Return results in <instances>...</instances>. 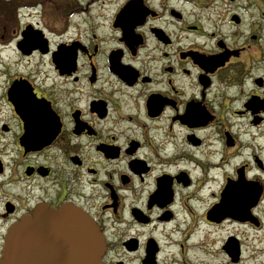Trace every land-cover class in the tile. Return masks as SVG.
<instances>
[{
	"label": "flooded vegetation",
	"instance_id": "1",
	"mask_svg": "<svg viewBox=\"0 0 264 264\" xmlns=\"http://www.w3.org/2000/svg\"><path fill=\"white\" fill-rule=\"evenodd\" d=\"M1 25L28 66L0 69V255L68 207L102 264H196L229 227L226 261L244 233L264 264V0H0Z\"/></svg>",
	"mask_w": 264,
	"mask_h": 264
},
{
	"label": "water",
	"instance_id": "2",
	"mask_svg": "<svg viewBox=\"0 0 264 264\" xmlns=\"http://www.w3.org/2000/svg\"><path fill=\"white\" fill-rule=\"evenodd\" d=\"M102 248L86 216L70 208L45 209L12 227L0 264H102Z\"/></svg>",
	"mask_w": 264,
	"mask_h": 264
},
{
	"label": "rangeland",
	"instance_id": "3",
	"mask_svg": "<svg viewBox=\"0 0 264 264\" xmlns=\"http://www.w3.org/2000/svg\"><path fill=\"white\" fill-rule=\"evenodd\" d=\"M51 3L48 2L47 5H50ZM42 6L41 4L38 5L37 8ZM45 6V5H44ZM28 12H26L27 14ZM30 14H33V12L28 13L29 16ZM11 31L10 27L4 28L3 25L0 26V46L3 45L5 42H7V37L10 35L8 33ZM6 34V37L4 35ZM3 36V38H2ZM0 69H16V68H22L28 66V63H26V60H17L13 53L11 52V49L9 48H0ZM35 62L34 60H31L29 62L30 64H33ZM225 228H222V230H217L213 231L212 233L209 232H204V248L207 252L206 253H201L200 250L194 251L190 253V257L192 260H194L197 263L200 264H229L226 259L224 258L223 254L221 253L219 247L220 244L222 243V240L224 239L225 236H227V233L230 231L227 229L224 231ZM239 236H241L244 246H243V256L242 260L239 264H261L260 263V257L255 256V252L253 250V247H250V243H246V237L247 235L242 233ZM253 237V236H251ZM203 238V237H202ZM196 241H199V239H196ZM209 253H212L210 256Z\"/></svg>",
	"mask_w": 264,
	"mask_h": 264
},
{
	"label": "bare ground",
	"instance_id": "4",
	"mask_svg": "<svg viewBox=\"0 0 264 264\" xmlns=\"http://www.w3.org/2000/svg\"><path fill=\"white\" fill-rule=\"evenodd\" d=\"M212 255V253H210Z\"/></svg>",
	"mask_w": 264,
	"mask_h": 264
}]
</instances>
